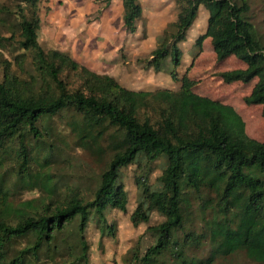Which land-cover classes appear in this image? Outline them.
Instances as JSON below:
<instances>
[{"label": "trees", "instance_id": "trees-1", "mask_svg": "<svg viewBox=\"0 0 264 264\" xmlns=\"http://www.w3.org/2000/svg\"><path fill=\"white\" fill-rule=\"evenodd\" d=\"M39 2L1 7L0 49L12 60H3L0 77V264H88L91 222L113 235L107 211H128L121 171L132 164L139 190L133 226L150 222L153 211L164 218L147 228L157 240L140 264H211L238 252L264 264V141L247 133L232 105L198 93L192 73L210 38L218 63L234 57L242 64L215 74L227 84H253L244 101L262 105L264 116V37L251 20L250 1L176 0V18L150 56L136 57L127 69L130 61L118 49L111 60L116 73L94 70L70 50L44 47ZM112 2L104 0L102 8ZM201 6L209 11L206 29L187 46ZM122 8L125 31L135 33L140 0H122ZM143 69L166 73L178 85L135 88L133 75ZM57 116L69 119L79 147L109 156L91 195L51 173L55 146L45 137ZM161 161L154 188L150 178ZM19 188L44 194L19 201ZM195 204L200 229L190 217ZM205 242L207 259L187 253Z\"/></svg>", "mask_w": 264, "mask_h": 264}, {"label": "rangeland", "instance_id": "rangeland-1", "mask_svg": "<svg viewBox=\"0 0 264 264\" xmlns=\"http://www.w3.org/2000/svg\"><path fill=\"white\" fill-rule=\"evenodd\" d=\"M12 0H0V16L2 5L11 3ZM239 1V0H235ZM251 5L250 16L255 25L256 32L264 37V0H249ZM143 8V16L138 22L135 33H127L123 27L122 0H113L107 8L104 0H40V15L42 18V30L40 39L44 47L68 48L74 45L75 53H90L82 56L90 67L100 69L108 73H116L115 66L108 65L106 59L114 56L118 49L124 53L125 59L130 65L135 64L136 57L146 59L157 47V37L164 28L174 21L177 15L176 0H140ZM209 11L201 6L193 27L189 31L190 43L205 31ZM147 33L146 37L144 35ZM71 41V43H69ZM121 43V47L119 44ZM72 45V46H73ZM0 77L3 73V60H12L7 51L0 49ZM130 53V54H129ZM3 55V58H2ZM190 59V58H189ZM138 61V59H137ZM242 64L234 57L218 63L215 53L212 51L211 39L207 38L203 52L196 60L192 73L196 75L198 84L196 91L213 99L221 100L232 105L246 122L247 133L260 141H264V116L262 105H248L244 97L250 94L253 84L232 83L227 84L218 77L215 72L238 68ZM16 68V66H15ZM141 70L133 75L132 86L135 88L156 89L157 87L176 88L177 83L171 81L166 73H149ZM126 73V72H122ZM125 79V75L118 74ZM128 76V73H126ZM130 79V78H129ZM122 80V79H121ZM69 119L57 116L51 122L50 136L45 137L49 144L53 143V155L51 157V173L58 176L61 184L79 188L86 196L91 195L98 185V178L102 172L105 161L109 156L97 157L84 147L76 144V137L71 132ZM163 161V160H162ZM158 162L156 170L151 175L150 182L156 188V178L161 174L163 163ZM122 180L128 197V211L125 213L119 209H109L107 220L109 225H114V234H102L96 222H91L86 232L89 243L88 264H140L139 258L146 250L156 243L157 238L147 228L161 222L164 218L156 211L151 213L148 223L133 226L130 215L135 209L139 197V190L135 182L136 165L132 164L122 171ZM40 188L33 190L19 188L15 198L27 200L43 195ZM193 226L200 229L202 218L200 209L195 204L191 210ZM25 240L20 241L24 245ZM211 246L208 242L201 247H190V256L197 259H207ZM76 257L79 248L73 251ZM138 253V258H134ZM131 261V262H130ZM211 264H257L251 261L243 252H238L226 258L219 256Z\"/></svg>", "mask_w": 264, "mask_h": 264}, {"label": "crops", "instance_id": "crops-1", "mask_svg": "<svg viewBox=\"0 0 264 264\" xmlns=\"http://www.w3.org/2000/svg\"><path fill=\"white\" fill-rule=\"evenodd\" d=\"M69 43H71V41H70ZM72 45H73V44H71L70 46H68V48H64L63 50H70V51H71V54L73 55V57H74L76 60H78V61H80V62L86 64L88 67H90V66L87 64L86 61H83V60L81 59L82 56H89L90 53H75V51H74V45H73V46H72ZM119 47H121V43L119 44ZM117 55H118V51H117V53H116L114 56H112V57L106 59L108 65L115 66V69H116V64H115V63H112L111 60L114 59V57H116ZM90 68H92V69H94V70H97V71H100V72H104V71H102V70H100V69H97V68H93V67H90ZM105 73H108V72H105ZM111 73H112V72H111Z\"/></svg>", "mask_w": 264, "mask_h": 264}]
</instances>
